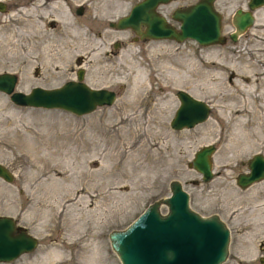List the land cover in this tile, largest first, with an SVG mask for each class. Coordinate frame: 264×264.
<instances>
[{
    "label": "rangeland",
    "instance_id": "rangeland-1",
    "mask_svg": "<svg viewBox=\"0 0 264 264\" xmlns=\"http://www.w3.org/2000/svg\"><path fill=\"white\" fill-rule=\"evenodd\" d=\"M46 1L37 10V0H0L6 4L0 71L15 72L16 89L27 92L75 78L80 67L88 84L114 89L117 97L74 115L16 105L0 91V163L13 174L10 182L0 177V215L38 238L34 250L0 264H121L109 232L168 196L174 179L192 209L217 214L228 226V254L220 264H264V177L245 188L236 183L251 156L264 155V60H250L259 46L252 26L236 40L229 37L233 13L249 9L250 0H215L226 40L212 45L143 40L110 25L140 0H120L124 5L111 16L84 0ZM194 1L172 0L158 10L176 24L171 11ZM179 89L208 102L204 122L170 127ZM209 143L216 147L213 175L204 181L189 162Z\"/></svg>",
    "mask_w": 264,
    "mask_h": 264
},
{
    "label": "water",
    "instance_id": "water-1",
    "mask_svg": "<svg viewBox=\"0 0 264 264\" xmlns=\"http://www.w3.org/2000/svg\"><path fill=\"white\" fill-rule=\"evenodd\" d=\"M160 1L140 0L132 5L126 15L111 21L110 25L119 29L130 28L137 35L135 38L143 40L168 38L183 41L189 38L200 45L225 42L226 37L222 33L223 17L214 5L215 0H200L199 5L201 1L203 3L198 12L197 0L175 7L170 17L178 22V26L173 25L158 10V5L162 4L158 3ZM261 3L264 0H252L249 1V9L235 10L232 15L235 29L229 33L232 40H236L239 34L253 24L252 9ZM4 8L5 4L0 2V10L3 11ZM210 22L213 23L212 28L209 27ZM17 82L18 75L15 72L0 71V89L8 94L10 100L19 102L14 103L12 100L14 104L61 109L74 115H84L99 106L111 105L117 97L114 89L88 84L84 80V69L80 67L75 78L54 87L33 86L26 92L16 89ZM69 85L75 86L80 94L71 96L62 93ZM176 94L181 98L169 122L172 129L192 128L207 119L210 111L208 102L185 89L177 90ZM69 108H74L77 112ZM215 150L213 143L205 144L194 152L189 162L204 181L213 175L212 157ZM256 153L251 156L253 168L249 166L247 172L236 175V183L242 188L264 177V155ZM0 177L9 182L13 179L10 169L2 163ZM169 188L168 196L149 203L125 228L109 232L110 245L121 264L222 263L228 254V226L217 214L204 216L192 209L189 194L179 180H171ZM162 205H166L165 212L161 210ZM37 245L38 238L20 227L14 217L0 215V262L12 261L21 254L34 250Z\"/></svg>",
    "mask_w": 264,
    "mask_h": 264
},
{
    "label": "bare ground",
    "instance_id": "bare-ground-1",
    "mask_svg": "<svg viewBox=\"0 0 264 264\" xmlns=\"http://www.w3.org/2000/svg\"><path fill=\"white\" fill-rule=\"evenodd\" d=\"M3 1V0H2ZM38 2H34V6L36 7V9L37 10H39L40 8H44V5H45V3L47 2L46 0H37ZM54 2H55V0H53ZM68 1V0H67ZM85 2H88V4H90V5H92L93 6V8L95 9V11H96V9H97V11H101L102 13H104V14H107L108 16H111V15H114V14H116V13H118L119 12V10L122 8V6L124 5L123 4V2L122 1H120L119 0V2L117 1V0H103V2H101V3H96V0H84ZM100 1V0H99ZM235 1V0H234ZM169 2H171V0H168V1H163L162 2V0L160 1V2H158V3H162V4H166V3H169ZM199 2H200V0H198V2L196 3L197 4V8L198 9H196L197 10V12L198 11H200L199 10V8H201V3H203L202 1H201V3H200V5H199ZM250 2H252V0H250ZM57 3V2H56ZM58 4V3H57ZM54 5V4H53ZM160 5V4H159ZM158 5V6H159ZM5 6H6V4H5ZM55 6H57V5H55ZM67 7V6H66ZM248 7H249V5H248ZM35 9V8H34ZM48 9V8H47ZM51 9V8H50ZM242 9H247L246 7H242ZM0 11H2V10H0ZM54 11V10H53ZM57 11V10H56ZM67 11V10H66ZM65 11V12H66ZM97 11H96V13H97ZM28 12V11H27ZM196 12V13H197ZM36 14V13H35ZM38 14L40 15V16H42V15H44V10H41L40 12H38ZM46 14V13H45ZM200 14H202V12L201 13H198V15H200ZM252 14H253V16H254V22H253V24L251 25L252 26V33H250V34H252L254 37H256V40H258V44H259V46L257 47V49H258V53L257 52H254L253 51V53L254 54H252L251 52H250V60H252L253 59V61L254 60H264V56L261 54V51L262 50H264V3H261V4H259V5H257L255 8H253L252 9ZM53 15V14H52ZM54 15H55V13H54ZM97 16H98V14H97ZM23 17V16H22ZM27 17V16H26ZM99 17V16H98ZM57 18V17H56ZM62 18V17H61ZM22 19H24V18H22ZM40 20V19H39ZM24 21H25V19L22 21V24H24ZM30 23H27V25H30L31 27H32V30H33V32L35 33H38L41 37H45V35L43 34V33H40L41 32V29L33 22V21H29ZM210 28H212L213 27V23L212 22H210V26H209ZM72 28V27H71ZM55 32V31H54ZM63 32H64V30H63ZM14 33V32H13ZM212 33H210V35H211ZM240 35V34H239ZM36 38V37H35ZM49 39H51V38H49ZM69 42V40L68 39H65V40H63L62 41V44H65V43H68ZM50 43V42H49ZM48 43V44H49ZM94 43V42H93ZM50 45V47H54V48H56V47H58L57 46V44H53L52 42L49 44ZM69 47V46H68ZM246 49H247V47L244 49L245 51H246ZM244 50H239L240 51V56H242L243 55V51ZM249 50V49H248ZM259 51H260V53H259ZM238 51H236L235 50V54L236 55H238ZM244 59V58H243ZM244 60H246V59H244ZM67 85V84H66ZM62 88H65V86H63ZM78 89L75 87V86H73V85H69L68 87H66L65 88V90L64 91H62V93H64V94H67V95H71V96H77V95H79L80 93L77 91ZM0 91H2V92H5L4 90H1L0 89ZM55 91H58V90H55ZM92 92V91H91ZM31 93H32V91H31ZM79 93V94H78ZM93 93V92H92ZM177 97H178V99H180L181 97L180 96H178L177 95ZM13 100V99H12ZM14 101V103L15 102H17V101H15V100H13ZM180 101V100H179ZM17 103H19V102H17ZM16 103V104H17ZM20 104H23V103H20ZM20 104H18V105H20ZM44 105V104H43ZM69 110H71V111H74V112H77L74 108H69ZM261 110V109H260ZM256 113V112H255ZM263 121H264V118L262 119V125H264V123H263ZM262 128H264V126H262ZM264 131V130H263ZM253 158V157H252ZM252 158L251 159H249L248 160V167L250 166V167H252L253 168V161H251L252 160ZM214 163V161H213V157H212V166L214 165L213 164ZM213 168V167H212ZM165 239H166V237L165 236H163ZM91 244H93V242H91V243H85L84 245H82V247H81V250L82 249H84L85 247H87V246H89V245H91Z\"/></svg>",
    "mask_w": 264,
    "mask_h": 264
}]
</instances>
